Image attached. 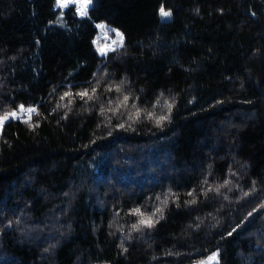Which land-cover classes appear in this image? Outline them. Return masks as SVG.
<instances>
[{
    "label": "trees",
    "instance_id": "16d2710c",
    "mask_svg": "<svg viewBox=\"0 0 264 264\" xmlns=\"http://www.w3.org/2000/svg\"><path fill=\"white\" fill-rule=\"evenodd\" d=\"M99 24L123 34L103 56ZM20 105L0 264H264V0H0V115Z\"/></svg>",
    "mask_w": 264,
    "mask_h": 264
},
{
    "label": "snow or ice",
    "instance_id": "6c2138e0",
    "mask_svg": "<svg viewBox=\"0 0 264 264\" xmlns=\"http://www.w3.org/2000/svg\"><path fill=\"white\" fill-rule=\"evenodd\" d=\"M93 0H56V6L61 8V9H66L69 8L70 5H75L77 7H75V12L80 16V17H87L88 13H89V7L92 5ZM159 14L164 17H170L171 16V12L170 11H166L165 8L163 6H161V8L159 9ZM98 28L102 29V30H106V26L104 24H99L97 25ZM112 31L116 32L117 37H119V43L122 46L123 45V34L116 31L115 29H113ZM97 44H99V42H96ZM113 43H117V41H113ZM100 55H106L107 51H114L115 49L111 48L110 45L104 46L103 48H98ZM94 89H93V93H94ZM117 91H119V87H117ZM73 95L72 93H65L64 96L61 97V99L63 100L65 97H69ZM75 95L79 96L81 99H84L85 97H87L88 99H91L92 96L89 93V91L87 89H85L84 91H81L79 93H76ZM129 97L125 96L123 102L126 103L128 101ZM24 112L27 113H33L36 112L35 108H26L24 105H20L19 108L16 111H12V112H8V113H4L3 115H0V128L3 127V125L10 119L12 118H19V116L21 114H23ZM167 119L166 116H161L159 118V122L163 121ZM27 122V121H26ZM163 203H167V201L165 200ZM156 212H162V210L160 208L156 209ZM134 213L137 215H141L143 216L144 214L139 210V209H135ZM155 215V213H153V216ZM249 215H251V213H249ZM158 222V220L156 221ZM141 225H145L147 227H152L154 224V221L152 219V216H148L145 219H142L140 221ZM134 227H138V226H134ZM229 235H231V233H229ZM201 264H219V254L218 253H214L212 256H210L208 258L207 261H202Z\"/></svg>",
    "mask_w": 264,
    "mask_h": 264
},
{
    "label": "rangeland",
    "instance_id": "374dc122",
    "mask_svg": "<svg viewBox=\"0 0 264 264\" xmlns=\"http://www.w3.org/2000/svg\"><path fill=\"white\" fill-rule=\"evenodd\" d=\"M96 1H97V0H93V3H92V5L89 7V9H90V8L96 3ZM71 6L77 7V6H75V5H70L69 7H71ZM66 9H68V8H66ZM63 10H64V9H63ZM165 10L171 12V10H167V9H165ZM171 15H172V12H171ZM160 16H161V15H160ZM170 17H171V16H170ZM170 17L164 18V17L161 16V18H162L163 20L168 19V18H170ZM116 31L119 32V30H117V29H116ZM115 34H116V33H115ZM103 35H104L105 37H107L108 41H106V43H104V44L101 46V48H103L104 46H107V45H110L111 48L115 47L116 45H120V43H119V37H117V35H116L115 37H110V35L107 34V31H106V30H103ZM113 41H117V43H113ZM107 53H108V51L106 52V54H107ZM28 114H29V113L24 112V113L21 114L19 117H24V116H26V115H28ZM1 131H2V128H0V132H1ZM214 253H218V254H219V251H215ZM214 253H213V254H214ZM213 254H211L210 256H212ZM210 256H209V257H210ZM209 257L203 259L202 261H207ZM202 261H200V262H196V263H194V264H201Z\"/></svg>",
    "mask_w": 264,
    "mask_h": 264
}]
</instances>
